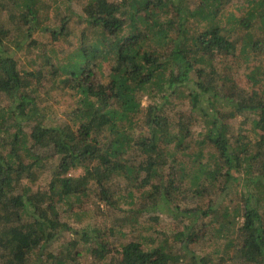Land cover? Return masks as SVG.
<instances>
[{
	"label": "trees",
	"instance_id": "16d2710c",
	"mask_svg": "<svg viewBox=\"0 0 264 264\" xmlns=\"http://www.w3.org/2000/svg\"><path fill=\"white\" fill-rule=\"evenodd\" d=\"M188 1L0 0V96L7 101L0 106V264L74 262L78 238L65 242L64 259L47 258L67 230L57 206L90 196L97 210L102 204L120 212L94 237L80 235L96 245L90 253L99 264H214L207 254L186 250L209 240L221 245L217 264H264V73L247 64L251 91L237 99L226 74L233 69L228 59L248 63L250 51L264 47V0H244V15L234 19L244 35L233 37L215 22L223 0H200L193 8ZM74 2L82 5L89 39L63 58L29 39L27 48L38 51L20 66L9 45L12 32H26L24 40L46 32L58 41L69 32L57 5L70 13ZM15 48L26 47L22 41ZM49 78L43 99L39 86ZM66 88L72 106L60 122L53 105L63 94L52 93ZM219 97L221 112L199 104ZM185 101L192 111L199 106L205 122L196 150L190 148L192 111L179 110L174 123L163 115L168 105ZM245 113L256 115L254 140L229 123ZM178 154L192 162L176 160ZM54 157L47 189H33ZM78 169L80 176H71ZM191 197L207 203L177 209ZM155 214L181 223L177 232L156 230ZM116 234L130 237L119 243L118 258L107 246Z\"/></svg>",
	"mask_w": 264,
	"mask_h": 264
},
{
	"label": "rangeland",
	"instance_id": "374dc122",
	"mask_svg": "<svg viewBox=\"0 0 264 264\" xmlns=\"http://www.w3.org/2000/svg\"><path fill=\"white\" fill-rule=\"evenodd\" d=\"M188 3L193 8L197 6L200 3V0H189ZM58 4V3H55ZM53 4V6L55 5ZM223 7L221 6L220 11L218 12V15L216 17V24H218L221 28L224 30L230 32V36H242L244 35V31L239 26L235 25L234 19L238 16L244 15V0H223ZM52 6V7H53ZM58 12L64 11V14L68 16V21L66 23V32L68 33L67 36L60 37L58 41H53L48 33H33L31 37H28L26 40H24L25 33L19 34L20 32H12L10 35V46L12 47V50L14 49V55H16L19 61L20 66H23L25 62H27L28 55H32L33 53L37 52L38 49L33 50L32 48H27V43H29V39L33 41L34 44L40 45V48H42L44 51L47 49H53L54 50V57H60L63 58L65 56H68L69 54L73 53L76 48L78 47L79 43L82 41H86L89 39L90 34L87 30V24L81 19L82 13H81V3L74 2L69 4L68 7H70V13L66 11L65 5L58 4ZM51 7V8H52ZM2 20L1 22H3ZM45 26H49L48 23H44ZM205 24V23H204ZM202 28L205 27L201 25ZM50 27V26H49ZM24 36V37H23ZM83 38V40H82ZM26 48L22 49H16L15 47L17 44H22ZM33 52V53H32ZM228 64L230 63L232 66V70L226 73L229 75V78L232 79L233 83V89L232 93L235 94V99L238 98V94L240 95H247L250 93L251 89L248 87L246 78L244 76V67H246L247 64L250 66H261L263 73H264V47L260 49L259 52L256 53V51H250V55L248 57V63L245 62L244 59H242L240 56H238L236 59L232 58L227 60ZM236 64V65H235ZM45 80V79H44ZM196 81V80H194ZM51 83V79L49 78L47 81H42L41 85L39 86V93L41 92V97L44 99L42 95V91L47 88ZM194 87V86H193ZM260 86H255L254 90H260ZM188 87L182 88L180 92H184L187 94ZM56 91V90H55ZM63 94L64 101L58 100L60 102L59 105H53V108H57L61 113L58 114L57 119L62 122L66 121V118L64 117L67 112L70 111L72 106V99L69 96L72 92L69 89H65V91H56L53 92L52 95H60ZM58 94V95H57ZM177 95H173L172 98V104L173 106H177L180 104L179 101L176 100ZM183 96V95H182ZM241 97V96H240ZM4 97L0 96V106H6L7 101L3 99ZM222 98H215L213 102L206 103L204 100L200 99V106L202 108H206V110L209 113L215 112L214 109L211 107L212 105L216 107V110L221 112L222 106L219 104ZM66 102V103H65ZM141 102L143 106H146L150 99L148 95H143L141 98ZM154 102H159V97L154 100ZM69 104V105H68ZM171 105H168L165 110L164 114L165 118H167L169 123H174V121H177L176 114L179 113V110H183L185 115L191 114L192 108L191 105L188 104L187 101H185L183 104L179 105L178 107H173ZM198 106V105H197ZM199 107V106H198ZM198 107L194 108L192 111V122L190 124V139H191V145L190 148L192 150L197 149V144L194 141H198L200 139L201 133H203L206 129L204 120L199 116L200 112L198 110ZM200 107V108H201ZM214 107V108H215ZM53 110V109H51ZM47 112H50L49 109H46ZM220 117V116H219ZM256 118V115L253 113H245L242 115H237L235 119L231 120L229 122L234 130L238 132L240 135L247 136L251 138L252 140L256 139L255 131H254V125L253 120ZM26 131H29V128H26ZM171 133L175 132L176 129H171ZM189 141V139L187 140ZM188 153L190 150L187 151ZM45 154L47 152H44ZM181 159L185 163H191V159H187L182 157V154H178L176 157V160ZM58 162L57 158L54 157L52 161H49L45 165V167L42 169L41 172L36 174L35 184H33L31 187L33 189H42L46 190L48 182L50 180V177L53 175V166ZM187 166V164H186ZM188 167V166H187ZM169 171H173L171 168ZM82 173L81 169L75 170L71 172V176L78 177ZM188 175L190 176V171L188 172ZM121 182V181H120ZM183 188L185 189L186 180H182ZM188 186V185H187ZM182 198V197H181ZM207 199H194V198H188L184 201H181L178 203L179 210L183 208H197L198 205L204 204L206 205ZM97 204L98 201L93 198V196H90L89 198H82L80 202L73 203V205H65L58 203V212H59V220L64 222L67 225V230L62 231L61 234H59L58 238L53 241L50 246L48 247V259L52 258H65L64 250L66 241L69 239L78 238L79 242L81 244L78 245V247L73 250L72 258H74V262H68L67 264H99L97 260H95L94 256L91 255V248L96 247V245L93 242L90 243H84L82 242L86 237L81 236L82 232H87L89 236L94 237V230L102 229L103 227H108V225H111V221L113 220V217L119 216L120 212L115 209H107L104 208L102 204H99L98 207H100V210H97ZM177 204V202H176ZM146 206V205H145ZM263 220H264V209L261 210ZM150 216V215H149ZM144 216L141 219L147 220L149 217ZM154 218H157L158 221L156 223L157 226H155L156 230H160L161 232H167L170 235H173L177 232L178 227L176 224V221H172L170 217H167L166 215L162 214H155ZM207 221V219H205ZM201 223V222H199ZM159 235V234H156ZM130 240V237H123L120 234H116L113 237H109L107 239V246L109 247V252L113 255L114 258H118L119 255L117 254V251L119 250V243L125 242ZM211 240L207 241L209 244H199V245H188L189 249L186 250H193L196 252V254H199L200 256L208 255L211 261L214 264H217L220 262L218 259L222 256V251L219 249L221 248V245L218 241L211 242ZM179 251L177 254H182V251L185 250L182 247H179ZM185 250V251H186ZM177 258V257H176ZM233 264H244V261L236 260L233 262Z\"/></svg>",
	"mask_w": 264,
	"mask_h": 264
}]
</instances>
